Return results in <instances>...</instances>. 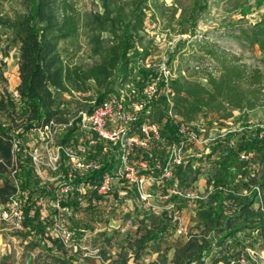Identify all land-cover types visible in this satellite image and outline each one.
I'll return each instance as SVG.
<instances>
[{
  "label": "trees",
  "instance_id": "trees-1",
  "mask_svg": "<svg viewBox=\"0 0 264 264\" xmlns=\"http://www.w3.org/2000/svg\"><path fill=\"white\" fill-rule=\"evenodd\" d=\"M22 2L26 11L13 16L0 15V25L10 29L19 41L17 95L8 90L0 95V206H6L13 199L18 200L22 209L19 233L30 239L31 247L42 245L59 258L67 259L69 264H80L67 255L59 238L52 233V224L58 215V209L53 205L55 193L63 184L84 182L90 185L83 190L66 191L60 199V205L65 208L61 222L70 230L73 242L78 244L91 227L89 220L82 221L76 217L82 207L99 211L110 207L106 197L96 193V188L102 176L111 172L115 160L102 158L98 169L79 170L61 152L59 178L53 182H42L35 173L31 152L38 145L41 133L53 130L57 125H65L70 120L69 112L55 97V92H88L93 84L97 96L89 107L92 109L110 93H115V87L130 82L131 66L147 55L133 51V39L140 38L147 19L159 21L165 17L166 10L160 0H132L126 37L105 47L99 35L92 36L91 52L98 58L91 65L82 67L65 60L60 52L61 43L71 38L78 26V8L69 0ZM198 9L199 6H193L189 15L178 23L193 21L195 26ZM173 19V15H168V27ZM186 32L185 28L179 30V33ZM197 45L214 62L217 74L205 68L199 75L205 80L203 82L189 78L179 70L170 78L169 95L177 114L187 122H196L205 111L229 118L233 110L245 112L264 107L263 74L258 67L248 66L239 55L210 42ZM173 54L176 53L172 52L170 58ZM138 73L140 76L134 79L137 88L155 76L141 67ZM164 101L165 97L161 96L149 116L162 124L163 135L172 142L178 140V135L165 113ZM74 130V124L67 126L60 142L73 139ZM234 135L228 132L217 136L208 153L190 161L216 157L214 163L211 161L214 172L206 180L204 194L194 200L192 208L202 231L192 234L175 249L173 264H206L207 258L209 264L228 263L237 250L229 247L224 252L226 241L230 239L238 245V232L257 228L264 231L259 195L264 188V127H256L252 134H243L236 142H231ZM100 151L101 146H95L88 158H95L93 154ZM163 151L159 143L152 142L146 149H138L133 157L152 164L155 158L163 161ZM248 152H252L251 157L241 158L242 153ZM259 167L263 171H258ZM181 170L182 166H179L175 174ZM131 193L137 197L133 189ZM40 199H44L47 205H39ZM173 229L175 224L165 213L159 224L145 229L135 239L133 251L137 253L148 241L166 239Z\"/></svg>",
  "mask_w": 264,
  "mask_h": 264
},
{
  "label": "rangeland",
  "instance_id": "rangeland-1",
  "mask_svg": "<svg viewBox=\"0 0 264 264\" xmlns=\"http://www.w3.org/2000/svg\"><path fill=\"white\" fill-rule=\"evenodd\" d=\"M80 12V20L74 35L61 43L60 52L65 60L70 63L87 67L97 60V56L91 52L90 38L99 35L103 46L107 47L118 39H124L127 34V22L132 10V0H69ZM166 10L165 17L159 21H145V29L140 33V38L133 39V51L147 53L144 59H137L131 66V79L138 78V68H144L158 75L163 74L169 68L170 72L177 74L182 71L185 76L199 79L202 70L212 65V71L217 74L214 62L203 53L197 43L210 42L233 54H237L250 67H258L263 74L264 81V0H160ZM199 6L194 22H182L193 6ZM26 11L22 0H0V15L13 16L16 13ZM168 15H173L171 26H167ZM181 28L188 30L179 33ZM19 41L15 34L7 27L0 25V95L4 90L15 94L13 65L6 69L4 58H14L18 54ZM172 52L176 54L170 55ZM208 69V68H207ZM154 76V77H155ZM147 80L146 82L152 80ZM135 85V84H134ZM88 92H75L73 94L55 92V97L60 100L63 107L69 112V117H76L79 110L88 109L95 101L97 93L92 84ZM119 86L115 87L117 90ZM202 115V114H201ZM201 118L199 132L202 143L198 150L202 156L210 151L212 143L217 136L228 132L235 133L231 142H236L241 135H249L255 128L264 127V107L251 111L240 112L233 110L230 118H223L220 113L212 112L209 119ZM64 129L55 128L49 139L40 142V158L37 161V177L41 181L53 182L59 178L57 162H55L56 146ZM200 155V156H201ZM195 155L190 158H199ZM258 157H260L258 155ZM105 158V156H102ZM213 156L204 161L193 160L182 167L175 175L174 181L154 183L146 186L150 197L146 207L156 209L145 215V209L141 214L125 216L116 227V216L91 217L89 211L83 213L78 219L91 221V227L78 240L79 249L74 251L70 246L66 247L67 255L80 264L84 261H92L95 258L93 250L99 248L98 255L103 264H127L130 260L135 264H173L174 249L183 240L182 237H173L159 243L147 242L137 253L134 250L135 239L145 229L152 228L159 223L158 213L166 212L169 216L177 210L194 203L197 194H204L205 182L214 172L211 161ZM214 163V162H213ZM258 171H263L262 167ZM205 181V182H204ZM168 182V183H167ZM183 193L189 192L192 197L169 194L170 188ZM261 213L264 215V188L260 191ZM3 207L0 208V227L2 231L10 235L6 241L10 249L4 258L0 257V264H69L67 259H61L44 249L42 245L32 248L28 238L20 234V228L16 227L15 219H2ZM136 215V216H135ZM113 218V220H112ZM173 222V221H172ZM246 234V243L255 241L257 252L263 256L258 258L259 264H264V231L258 228ZM181 235V233H179ZM188 236V235H187ZM253 240V241H252ZM229 240L223 245V251L232 247ZM84 260V261H83ZM209 264V261L207 262Z\"/></svg>",
  "mask_w": 264,
  "mask_h": 264
},
{
  "label": "built area",
  "instance_id": "built-area-1",
  "mask_svg": "<svg viewBox=\"0 0 264 264\" xmlns=\"http://www.w3.org/2000/svg\"><path fill=\"white\" fill-rule=\"evenodd\" d=\"M207 68L211 70L212 65H208ZM174 76L176 75L171 73L168 68L163 74L159 73L152 80L145 82L141 88H137L130 80V82L119 85L115 93H110L92 109L79 110L76 117L70 118L67 124L55 126V128L66 130L67 126L75 125L73 139L61 143L60 139L65 134L63 132L58 141L55 158V162L58 164L57 170L61 152L68 157L72 166L79 170L98 169L101 165L102 156H105L107 161L113 159L115 165L111 172L102 176L96 193L100 196H107L114 190L115 182H122L130 186L136 192L137 199L146 206L149 198L153 197L146 190L147 185L174 181L175 172L179 166L184 167L193 159L190 157L194 154L201 155L198 150L195 152V149H199L202 143L201 133L198 131L200 122H187L173 109L168 80ZM161 96L165 97V113L176 127L178 135L176 141L168 142L162 133V124L149 116L152 107L158 104ZM55 128L53 130L47 129L45 133H41L38 145L31 152L36 175L37 161L40 158V142L42 139H50ZM152 142L159 143L164 150L163 161L155 158V161L150 164L144 159H134L133 156L138 149H146ZM95 146H101V151L95 152L93 154L95 158L90 159L88 158L89 152ZM251 156L252 152L241 154L243 159H248ZM85 186L89 187L90 185L84 182L77 185L63 184L55 193L53 205L58 209V215L52 224V233L59 238L64 249L70 246L75 251L77 247L79 249L80 245L73 242L70 230L61 222L60 218L65 213V208L60 205V199L64 192L72 189L83 190ZM171 186L170 195L192 197L189 192L182 194L176 189V186L173 184ZM200 195L197 194L196 199L202 198ZM37 203L43 207L47 205L44 199H40ZM179 215L177 210L173 212L172 221L175 224L179 220ZM1 218L15 219L16 227L22 228L20 202L16 199L11 200L3 207ZM176 232L182 233L184 231L181 226L177 225ZM93 252L96 254L94 260L98 264H103L98 255L99 248H95ZM245 253L248 258L245 257ZM247 259L253 264H258L255 252L250 248H244V253L242 252L237 260L245 264ZM233 263L234 260H231L230 264Z\"/></svg>",
  "mask_w": 264,
  "mask_h": 264
},
{
  "label": "crops",
  "instance_id": "crops-1",
  "mask_svg": "<svg viewBox=\"0 0 264 264\" xmlns=\"http://www.w3.org/2000/svg\"><path fill=\"white\" fill-rule=\"evenodd\" d=\"M4 61H6L5 66H7V68H6L7 70L8 69L10 70V68H12L11 66L14 64L12 69L14 71L13 86H14V90H15V87L18 83V72H17L18 54L15 57V61H14V58H12V57H10L9 59L4 58ZM15 94H16V90H15ZM212 112L213 111H205L204 113H202V115L199 116L198 121L201 122L202 117H204L203 119H205V120L209 119V114ZM205 186H206V182H205ZM105 197H106L107 202L110 204V207L109 208L107 207V209L105 211H99L98 209L84 210L83 209L84 207H82L81 211L76 215V217L79 218L83 213L88 212V211H89V215L91 217L92 216L93 217L107 216L108 214H111L113 216H116L117 219H115L114 222L117 223V224H115L116 227H119L121 220L125 216L130 217L135 213L141 214L143 212L142 210H144V209H145L144 210L145 211L144 216L148 215L149 211H152L155 214L157 213L156 209L153 207H146L145 208V206L137 199V197L133 196V194L131 193V187L122 183V182H115L114 190ZM193 206H194L193 203L190 202L188 206L186 205L185 207L181 208L179 220L177 221L176 224L174 222H172V224H175V229H173L170 232V234L168 235V237L166 239L161 240V241H155V242L152 241V243L153 244L159 243V245H162V242L169 239V237L171 235H173V237H179L180 236L183 238V240L181 241V243L179 245L176 246V248H177V247L183 245L189 239V237L192 234H194V233L200 234V232L202 231V228L198 225V219L195 216L194 211L192 210ZM2 207H4V206H0V208H2ZM83 211H85V212H83ZM165 213L163 212V213L157 214L160 217V221L163 218V216L165 215ZM169 218H171V216H169ZM112 220H113V218H112ZM160 221H159V223H160ZM171 221H172V218H171ZM90 223H91V221H90ZM177 225L181 226L183 231H184L181 233V235L176 232ZM3 230H4V228L0 227V257L1 258H4L10 249L9 248L10 245L6 241V237H11L10 235L3 233L2 232ZM20 230H21V228H20ZM247 233L252 235L253 232L249 229H247L246 231L238 232L236 239L239 241V243H238V245L232 244V248L233 249L235 248L237 250V253L234 255L233 259H231V260H234L233 264H242V263L238 262L237 259H238V256H240V254L242 252L244 253V248H250V249L254 250L257 259L259 257H263L257 252L258 246H257L255 241L252 240L253 242L249 241L246 243L245 240H246V234ZM229 241L231 242L230 239H229ZM175 249H174V252H175ZM214 250H215V247H214ZM262 253H264V252H262ZM173 255H174V253H173ZM244 255L246 258H248V255L246 253ZM206 261L210 262L209 258H207ZM230 261L228 263L220 262L218 264H230ZM82 263L83 264H98V262L96 260L84 261ZM126 263L129 264L131 262H130V260H128V261H126ZM192 263L194 264V262H192ZM132 264H135V263H132ZM245 264H253V262L250 261L249 259H247V263H245Z\"/></svg>",
  "mask_w": 264,
  "mask_h": 264
}]
</instances>
